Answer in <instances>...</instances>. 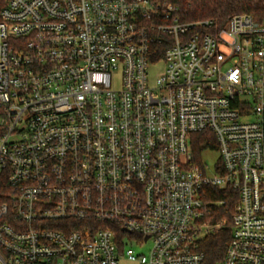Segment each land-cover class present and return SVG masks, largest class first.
I'll return each instance as SVG.
<instances>
[{"label":"built area","instance_id":"2783aa9c","mask_svg":"<svg viewBox=\"0 0 264 264\" xmlns=\"http://www.w3.org/2000/svg\"><path fill=\"white\" fill-rule=\"evenodd\" d=\"M2 3L0 264H211L219 190L239 199L215 264H264V18ZM205 131L213 171L192 147Z\"/></svg>","mask_w":264,"mask_h":264},{"label":"trees","instance_id":"16d2710c","mask_svg":"<svg viewBox=\"0 0 264 264\" xmlns=\"http://www.w3.org/2000/svg\"><path fill=\"white\" fill-rule=\"evenodd\" d=\"M173 3L178 6L179 14L183 20H196L201 18L215 19L218 25L224 24L231 16L237 13H250L256 19L264 18V0H159ZM0 0V7L2 6ZM159 54L153 57L155 62L162 55V46ZM196 162L199 163L207 147H216V139L211 131L196 133L192 143ZM222 201L214 207L212 220H225V226L208 235L202 243V249L211 264L220 260L226 250V244L231 238L232 214L238 202V193L219 190L214 196Z\"/></svg>","mask_w":264,"mask_h":264},{"label":"rangeland","instance_id":"374dc122","mask_svg":"<svg viewBox=\"0 0 264 264\" xmlns=\"http://www.w3.org/2000/svg\"><path fill=\"white\" fill-rule=\"evenodd\" d=\"M164 68H165V64L163 61H160L154 64L153 66H151L150 78L152 82H154L157 79V77L164 71ZM203 157L206 161L208 170L213 171V166L218 158V152L216 151L205 152L203 154ZM121 264H137V263L129 261L128 259L124 258L121 260Z\"/></svg>","mask_w":264,"mask_h":264}]
</instances>
